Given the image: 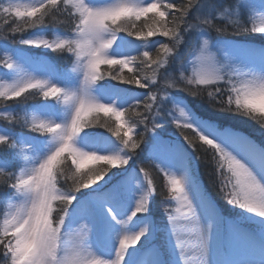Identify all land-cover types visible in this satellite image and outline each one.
<instances>
[{
    "label": "snow or ice",
    "instance_id": "6c2138e0",
    "mask_svg": "<svg viewBox=\"0 0 264 264\" xmlns=\"http://www.w3.org/2000/svg\"><path fill=\"white\" fill-rule=\"evenodd\" d=\"M0 73V264H264V0H0Z\"/></svg>",
    "mask_w": 264,
    "mask_h": 264
},
{
    "label": "trees",
    "instance_id": "16d2710c",
    "mask_svg": "<svg viewBox=\"0 0 264 264\" xmlns=\"http://www.w3.org/2000/svg\"><path fill=\"white\" fill-rule=\"evenodd\" d=\"M236 39H242V38L236 37ZM246 41H252L254 43H260L259 34L250 35L246 39ZM20 47H23V46H20ZM49 55L55 62L58 63V67H64L63 61L59 60V58L56 56V54L53 53V54H49ZM109 83H111L115 87L121 88V89L130 88V86H127V85H117L116 82H109ZM137 91H142V90H137ZM101 117L104 118V119H108L107 117H103V115H101ZM166 127L168 128V135L171 137L172 141L173 142L177 141V142L182 144V141H181L180 137L175 132V126L167 125ZM242 127L244 128V131L248 135H250L255 141L260 142L262 139H264V134H262L261 130H259V128L257 126H254V125H243ZM98 130H100L102 132L105 131V129H103V128H100ZM203 159H204V157L201 156V161L200 162L193 161L194 165L196 167H198V177L203 182V187L207 189L209 194L212 195L218 201V203L220 205H222L225 208H227L228 206L224 205V202L222 200H220L219 196L216 194L215 189L209 184L207 170H206V168H205V166L203 164ZM129 167H130V169H134L135 168V162L134 161H130L129 162ZM118 171H120V170H118V169H113L112 170V172H118ZM153 175L156 176L157 174L153 173ZM105 179H107V177H105ZM163 182H164V178H163L162 174H160L158 179H157V185H158L157 191L158 192L160 191L159 185L161 183H163ZM101 183H103V181H101ZM164 193H165V195L163 197L157 195L156 204H159L160 200L167 198V189H166V187L164 188ZM154 211H155V205H154Z\"/></svg>",
    "mask_w": 264,
    "mask_h": 264
},
{
    "label": "rangeland",
    "instance_id": "374dc122",
    "mask_svg": "<svg viewBox=\"0 0 264 264\" xmlns=\"http://www.w3.org/2000/svg\"><path fill=\"white\" fill-rule=\"evenodd\" d=\"M23 2H28V0H23ZM247 43H251L257 47L260 46V43H254L252 41H245ZM49 63L54 64L55 66L58 67V63L55 62L50 56L48 57ZM63 68V67H60ZM7 79V77H5L2 73H0V80H5ZM117 88V87H116ZM101 115H103V113H101ZM97 132H102L100 130H96ZM107 135V134H105ZM174 143H176L177 145H182L181 143L174 141ZM118 148V145L116 144V142L109 138V141L106 144V148L105 151L108 152H115ZM173 171H176L177 174H181L180 171L173 169ZM139 181V177L135 176V174H133L131 176V178L129 179L128 182V188H127V194H126V200L125 203L120 207V211L122 214H127L131 211L132 207L134 206V201H135V192H136V182ZM139 225L135 222V220L133 221V223L130 225V230H135L136 227H138ZM148 257H141V259H147Z\"/></svg>",
    "mask_w": 264,
    "mask_h": 264
}]
</instances>
